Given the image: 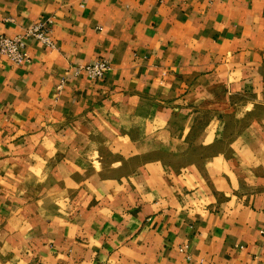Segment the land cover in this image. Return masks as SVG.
<instances>
[{
	"label": "crops",
	"instance_id": "obj_1",
	"mask_svg": "<svg viewBox=\"0 0 264 264\" xmlns=\"http://www.w3.org/2000/svg\"><path fill=\"white\" fill-rule=\"evenodd\" d=\"M43 21L0 60V264H264V0H0Z\"/></svg>",
	"mask_w": 264,
	"mask_h": 264
},
{
	"label": "built area",
	"instance_id": "obj_2",
	"mask_svg": "<svg viewBox=\"0 0 264 264\" xmlns=\"http://www.w3.org/2000/svg\"><path fill=\"white\" fill-rule=\"evenodd\" d=\"M51 36L52 24L50 21L40 22L26 30L25 34L14 38L0 35V60L5 59L16 66H23L30 62L26 44L27 40L35 39L50 48H54V42ZM111 70L112 65L106 59H101L92 65L79 69L80 72L85 71L88 77L95 81H103L106 79ZM182 253L187 254L186 248L182 249Z\"/></svg>",
	"mask_w": 264,
	"mask_h": 264
}]
</instances>
